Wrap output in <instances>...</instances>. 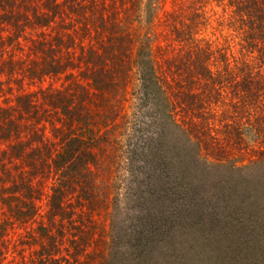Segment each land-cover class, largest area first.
I'll use <instances>...</instances> for the list:
<instances>
[{
  "label": "trees",
  "instance_id": "1",
  "mask_svg": "<svg viewBox=\"0 0 264 264\" xmlns=\"http://www.w3.org/2000/svg\"><path fill=\"white\" fill-rule=\"evenodd\" d=\"M89 1L93 34L81 0L32 6L35 26L58 15L65 37L35 42L27 64L9 62L21 68L9 77L63 80L0 107V264H145L184 229L182 202L198 178L221 185L215 172L225 169L233 192L247 183L235 153L264 164V0H224L237 56L201 36L208 0H176L158 33V0H128L125 13L146 25L137 46L118 15L122 0ZM5 15L14 34L27 27L18 18L30 22L24 11ZM128 71L134 104L120 121Z\"/></svg>",
  "mask_w": 264,
  "mask_h": 264
},
{
  "label": "rangeland",
  "instance_id": "2",
  "mask_svg": "<svg viewBox=\"0 0 264 264\" xmlns=\"http://www.w3.org/2000/svg\"><path fill=\"white\" fill-rule=\"evenodd\" d=\"M25 1L29 4L26 6L27 9L20 5L18 0H14L12 7L5 2L7 8H0V12L4 13V18L5 13L10 18V13L13 11H24L30 19V22L24 23L22 17L18 18L22 21L21 25L26 24L27 27L25 31L23 27L19 28L15 34L12 23L0 24V107L14 105L16 95L31 94L39 89H59L63 80L48 76L40 80H31L28 78L30 76L28 71V73H14L13 77H9L11 68L17 71L21 69L12 64L9 65L10 61L21 60L27 64L31 59L36 58L33 51L35 42L40 39H46L49 42L53 37H65L64 24H61V17L58 15H55L54 20L49 17L50 21L46 26L38 27L33 24L32 6L44 12L46 11L44 4L48 0ZM158 3V17L153 26L155 33L162 32L165 28L162 21L164 12L176 8L174 6L176 0H158ZM81 4L83 5L79 14L85 16V22L90 25V33L93 34L95 11L90 9L96 4L89 0H81ZM129 5L128 0L119 2L118 15L122 22H127L126 30L128 29L133 34L136 39L134 46H137L146 25L137 24L135 19L128 17L132 16V12L126 14L122 6L128 7ZM203 6L206 16L209 17V24L201 28V36L211 40L218 47L232 46V51L237 56L238 36L229 27L230 8L226 2L208 0ZM83 16L78 17L81 20H75L76 30L80 28L81 21H84ZM141 16L143 17V12ZM74 35L75 38L78 37L77 34ZM83 42H87L86 37ZM77 49L78 47L74 50L75 54L78 53ZM156 59L158 60L157 57ZM15 78L20 79L22 85H19ZM130 78L128 71L123 79L127 80L126 87L123 93L121 92L117 108L122 116L120 121L130 115L134 104V99L130 96L132 90ZM5 147V143L0 144V149ZM235 154L239 160H243L242 164L245 167L242 168L240 174L247 183L245 184L241 179L232 192L228 187L230 174H227V170L220 168L215 172L221 178L226 177L221 185L215 180H208V173H202L203 176L198 178L192 186L190 196L182 202V215L187 217L184 229L178 234L179 236L174 237L168 254L157 249V253L153 252L149 260L145 258V264H264V164L258 161V164H248L250 155L255 154L253 152L244 155ZM255 157L257 154L254 155ZM17 233L15 232L14 235ZM180 234L189 236L191 242L181 241ZM10 264H15V262Z\"/></svg>",
  "mask_w": 264,
  "mask_h": 264
}]
</instances>
